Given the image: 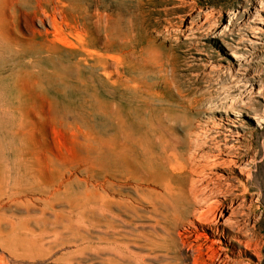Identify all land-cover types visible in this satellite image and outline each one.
Instances as JSON below:
<instances>
[{
  "label": "rangeland",
  "instance_id": "374dc122",
  "mask_svg": "<svg viewBox=\"0 0 264 264\" xmlns=\"http://www.w3.org/2000/svg\"><path fill=\"white\" fill-rule=\"evenodd\" d=\"M14 7L33 22L0 38V216L5 230L28 222L42 245L31 257L0 238V264H192L176 237L188 212L154 169L164 145L212 155L224 139L249 177L238 176L225 232L259 251L230 264H264V0Z\"/></svg>",
  "mask_w": 264,
  "mask_h": 264
},
{
  "label": "bare ground",
  "instance_id": "6f19581e",
  "mask_svg": "<svg viewBox=\"0 0 264 264\" xmlns=\"http://www.w3.org/2000/svg\"><path fill=\"white\" fill-rule=\"evenodd\" d=\"M15 4L16 0H0V38L18 39L19 37L13 32L14 29L12 27L16 24L27 26L28 23L33 22V18L27 21L21 19V11L15 9ZM64 16L66 17L65 20L63 18V22L75 30L77 36L81 37L80 30L75 25V22H77L76 17L72 15ZM9 17H12V19ZM99 21L101 22L102 19H99ZM50 24L53 28V38H56L58 42L63 41V38H67L62 33V25L57 24L56 20L51 19ZM83 26L85 29L87 28L85 24ZM46 33L49 34L50 32L46 31ZM38 34L43 38L40 33ZM118 34L120 38H124L122 30ZM33 38L38 37L34 35ZM73 53L77 54L76 52ZM187 143L183 141L173 146L164 145L157 158L158 167L154 170L159 176L169 180L164 190L165 197L172 199L175 206H182L188 212H184L185 219L176 237L187 251L195 252V254L193 253L192 264H213L216 259L221 262L219 264H230L232 261H230L228 254L241 256L245 252H250L258 258L259 251L253 241H251V243L253 242L251 244L249 241H244L246 239L241 240L238 236L231 238L225 232L228 223L230 224L231 221L234 223L230 218L234 204L232 196L236 194L238 190L237 184L240 183L238 176L242 175L249 178L246 171L248 169L237 166L234 155H228L235 144H230L227 139H224V142L219 143L217 146L215 145L217 147L216 153L201 155V153L193 151L185 153V151L177 149L179 146L184 147V145L188 147ZM169 149H172L173 152H168ZM221 165L225 169H229L225 171V177L216 175L214 171H206L217 169ZM26 167H28L27 171H29V166ZM143 175V179L148 177ZM249 176L251 177V174ZM21 185L19 183L15 190H19ZM2 223V217L0 216V238L4 241L9 240L10 237L14 238L17 247L21 249L19 251L23 255H31L33 257V255H37L41 251L42 240L41 238H33L28 235V222L11 223L8 230L4 229ZM65 227L71 229L73 225L67 224ZM256 243L258 242L256 241ZM237 245H241L244 249L239 248ZM205 256L212 258L208 259L210 262L206 263ZM243 264L251 263L245 261Z\"/></svg>",
  "mask_w": 264,
  "mask_h": 264
}]
</instances>
